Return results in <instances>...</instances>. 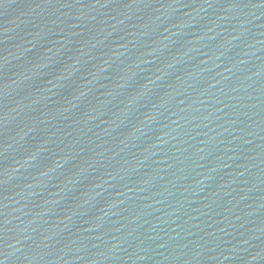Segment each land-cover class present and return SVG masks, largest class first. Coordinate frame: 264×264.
Returning <instances> with one entry per match:
<instances>
[{
	"label": "water",
	"instance_id": "water-1",
	"mask_svg": "<svg viewBox=\"0 0 264 264\" xmlns=\"http://www.w3.org/2000/svg\"><path fill=\"white\" fill-rule=\"evenodd\" d=\"M0 264H264V0H0Z\"/></svg>",
	"mask_w": 264,
	"mask_h": 264
}]
</instances>
